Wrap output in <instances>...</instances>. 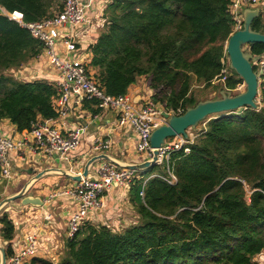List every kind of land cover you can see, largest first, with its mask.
I'll use <instances>...</instances> for the list:
<instances>
[{
    "label": "trees",
    "instance_id": "1",
    "mask_svg": "<svg viewBox=\"0 0 264 264\" xmlns=\"http://www.w3.org/2000/svg\"><path fill=\"white\" fill-rule=\"evenodd\" d=\"M231 0H112L105 25L90 45L88 68L105 93L124 95L139 77L148 79L151 99L167 111L184 112L198 101L192 81L209 86L227 66L225 42L234 30ZM25 23L52 16L61 0H0ZM0 12V120L31 132L41 119L58 115L57 90L43 80L22 81L17 69L37 57L43 42ZM253 30L264 33V12ZM253 56L264 43H249ZM229 64V62H228ZM230 68V67H229ZM231 69V68H230ZM224 87L243 80L231 69ZM257 108L206 117L204 127L183 147L143 171L130 185L139 220L121 230L85 225L66 239L58 260L31 258L27 264H260L264 251V72ZM205 100V99H204ZM94 103H98L93 98ZM96 110V109H95ZM198 124V125H199ZM167 169L175 176L172 183ZM159 176H157V175ZM142 192V194H141ZM2 238L13 223L0 216ZM6 256L13 253L10 244ZM61 257V258H60Z\"/></svg>",
    "mask_w": 264,
    "mask_h": 264
},
{
    "label": "crops",
    "instance_id": "2",
    "mask_svg": "<svg viewBox=\"0 0 264 264\" xmlns=\"http://www.w3.org/2000/svg\"><path fill=\"white\" fill-rule=\"evenodd\" d=\"M81 1L86 6L85 28L90 23L91 27L83 35H81L83 26L75 29L64 28L56 45V51L61 57L79 58L87 64L91 57L90 45L101 31L99 29L104 22V8L111 0ZM67 40L73 42L72 50H67ZM10 72L22 81L43 80L54 83L59 76L56 69L49 64L43 51L19 68L11 69ZM152 94L153 89L144 76L131 84L126 92V95L138 107L151 99ZM53 104L57 106L56 98L53 99ZM40 122L56 126L64 133L76 128L82 129L79 145L65 154L57 151L46 153L35 146L32 131L18 132L8 119H1L0 132L20 144L9 156L11 178H0V201L17 192L31 176L43 168L67 166L70 172L79 174L91 156L101 153L107 154L120 163L135 164L148 159L146 153L137 151L138 136L134 128L129 124L119 125L118 113L111 108L100 107L98 103H94L93 98H84L73 93L69 96L64 113H58L54 118L41 119ZM189 135H191L190 131ZM190 137L193 138L189 136V139ZM97 138L108 146L101 150L95 149ZM102 161L99 160L90 167L87 177L97 175V167ZM140 174L137 173V178L141 177ZM73 181L61 174H47L37 180L27 192L28 195L40 196L44 206L22 205L20 199L4 205L0 210V216L7 214L13 223V238L7 242L13 252L21 248L27 233L35 232L38 236V250L34 256L58 260L64 250L62 248L66 241L67 220L76 213L78 205L71 197L51 195L55 190ZM102 202L101 208L89 214L85 225L104 224L114 230H121L138 222L139 216L131 199L130 187L112 184L110 188L103 191ZM1 226L0 223V242L5 241L1 235ZM259 259L260 262L264 261V251Z\"/></svg>",
    "mask_w": 264,
    "mask_h": 264
},
{
    "label": "built area",
    "instance_id": "3",
    "mask_svg": "<svg viewBox=\"0 0 264 264\" xmlns=\"http://www.w3.org/2000/svg\"><path fill=\"white\" fill-rule=\"evenodd\" d=\"M257 1L231 0L229 11L235 22L234 30L242 27L241 11L244 8L253 7V4ZM5 13L10 19L19 22L29 29L34 37L43 42V52L49 64L59 74L58 79L53 83L57 90V96L54 98H56L57 106L55 108L58 113L65 112V105L69 96L73 93L84 98H94L98 101L100 107L111 108L118 113L119 125L124 126L129 124L134 128L138 136L137 151L146 153L148 158L151 157L152 148L149 143V135L156 126L165 122V117L162 114L163 111L156 107L152 99L146 100L138 107L126 94L113 96L105 93L85 62L79 58L61 57L56 51V45L60 40V35L64 31V28L75 29L78 26H83L81 28V35H83L91 27L90 23L85 28L87 24L86 6L81 0H62V7L59 12L36 22H23L21 14L17 11ZM17 14L19 15L17 16ZM66 44L67 50L74 48L73 42L70 40H67ZM222 64L220 77L215 79L216 81H224L228 75L226 66H224V60ZM253 64L259 83L260 76L264 72V52L259 56H255ZM256 102H260L258 97L256 98ZM165 112L180 114V109H178L177 113L172 110ZM32 133L35 146L43 152L57 151L60 154H65L79 145L82 129L76 128L64 133L56 126L39 121L36 123ZM188 142V139L181 137L177 142L169 143L160 148L158 164L163 161L167 162L170 153L174 150L183 147V151L188 152V147H186ZM19 144L11 137L0 132V178H11L12 172L9 156ZM107 146V143L98 140V138L95 140V149L101 150ZM167 173L168 177H160L169 183L174 182L175 176L172 172L167 169ZM136 178V170L119 167L107 160H103L97 167V175L95 177H85L80 181H73L71 184L55 190L51 196L71 197L78 205L76 213L71 215L67 220L65 238H73L85 226V220L89 217V214L102 207V193L105 189L110 188L112 184L130 187ZM37 241L38 236L35 232L27 233L23 239L21 248L6 257V264H27L31 258L35 257L34 255L38 250ZM260 264H264V261H261Z\"/></svg>",
    "mask_w": 264,
    "mask_h": 264
},
{
    "label": "water",
    "instance_id": "4",
    "mask_svg": "<svg viewBox=\"0 0 264 264\" xmlns=\"http://www.w3.org/2000/svg\"><path fill=\"white\" fill-rule=\"evenodd\" d=\"M0 12H3L1 7ZM260 14L259 8H244L241 11L242 27L231 33L225 42V54L228 58L229 67L243 80L245 85L243 91L232 95L228 89H223L220 91L221 96L219 98L198 101L194 106L187 108L180 114L163 111L165 122L151 131L149 135V143L152 148L151 157L143 162L135 164L120 163L107 154L101 153L91 156L84 164L80 174H73L68 170L67 166L43 168L31 176L17 192L4 197L0 201V210L4 205L17 199H20L22 205L44 206L40 196L28 195L27 192L37 180L47 174L57 173L74 181H80L82 178L87 177L90 167L99 160H107L119 167L136 171L146 170L158 164L160 148L168 145L169 139L177 136L187 138L188 130L196 127L206 117L214 114H225L240 108H257L258 75L253 64L255 56L251 53H246L243 46L249 43H264V33L253 30L251 27L253 20ZM7 244V241L0 242V264H6L5 247Z\"/></svg>",
    "mask_w": 264,
    "mask_h": 264
},
{
    "label": "rangeland",
    "instance_id": "5",
    "mask_svg": "<svg viewBox=\"0 0 264 264\" xmlns=\"http://www.w3.org/2000/svg\"><path fill=\"white\" fill-rule=\"evenodd\" d=\"M112 1V0H111ZM110 1V2H111ZM110 2H108V3H110ZM107 3V4H108ZM61 4H62V0H61ZM106 4V5H107ZM254 6L253 7H250V8H259L260 9V11H261V14L260 15H262L263 14V12H264V0L263 1H260L259 2V0L256 2V3H254L253 4ZM60 11V10H59ZM59 11H54L55 13H57V12H59ZM105 20H106V18H104V22H103V26L105 25ZM102 26V27H103ZM102 27L99 29V31L102 29ZM98 31V32H99ZM96 40V39H95ZM243 49H244V51L246 52V53H249V51H248V45H244L243 46ZM226 55V54H225ZM90 60V59H89ZM229 64H228V62H227V66H226V71H227V73L228 74H232V72H231V69L229 68V66H228ZM92 71V73L91 74H94L95 73V69H93V68H91L90 67V72ZM148 80V79H147ZM225 81V80H224ZM224 81H222V80H217V81H213L212 82V84L211 85H209V86H204L202 83H198V82H196V81H192V84H191V87H190V89H191V93L193 94V96L197 99V100H200V101H202V100H204V99H215V98H219L220 96H221V92L220 91H222L223 89H227V88H225L223 85H224ZM245 89V85H244V83H242V84H239V85H237V87L235 88V89H232V90H230V89H228L229 91H230V93L232 94V95H234V94H236V93H239V92H241V91H243ZM259 94H260V89L258 88V95H257V97L259 96ZM150 100V99H149ZM153 101V100H152ZM154 102V101H153ZM155 103V105H156V107L158 108V109H160V110H162V111H164L165 109L160 105V104H158V103H156V102H154ZM237 110H241V108L240 109H237ZM165 111H167V110H165ZM202 127H204V123H202V124H199V125H197L196 127H194V128H191V129H189L188 130V137L186 138V139H188L189 138V136H193V137H195V135H196V133L197 132H199L201 129H202ZM189 131H190V133H191V135H189ZM181 137L180 136H178V137H174V138H171V139H169L168 140V143H171V142H177V140L178 139H180ZM191 138V137H190ZM177 139V140H176ZM192 139V138H191ZM87 225V224H86ZM62 249H64V246H63V248ZM61 255V254H60ZM61 258V257H60ZM260 255H258L257 257H256V260L257 261H259L260 262Z\"/></svg>",
    "mask_w": 264,
    "mask_h": 264
},
{
    "label": "snow or ice",
    "instance_id": "6",
    "mask_svg": "<svg viewBox=\"0 0 264 264\" xmlns=\"http://www.w3.org/2000/svg\"><path fill=\"white\" fill-rule=\"evenodd\" d=\"M19 14H17V16H18Z\"/></svg>",
    "mask_w": 264,
    "mask_h": 264
}]
</instances>
